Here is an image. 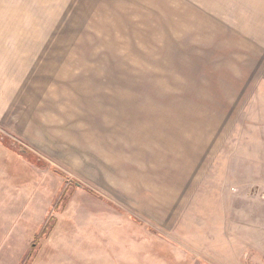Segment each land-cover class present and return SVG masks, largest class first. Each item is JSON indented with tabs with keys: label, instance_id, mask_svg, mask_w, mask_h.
Wrapping results in <instances>:
<instances>
[{
	"label": "rangeland",
	"instance_id": "1",
	"mask_svg": "<svg viewBox=\"0 0 264 264\" xmlns=\"http://www.w3.org/2000/svg\"><path fill=\"white\" fill-rule=\"evenodd\" d=\"M0 264H264V0H0Z\"/></svg>",
	"mask_w": 264,
	"mask_h": 264
},
{
	"label": "trees",
	"instance_id": "2",
	"mask_svg": "<svg viewBox=\"0 0 264 264\" xmlns=\"http://www.w3.org/2000/svg\"><path fill=\"white\" fill-rule=\"evenodd\" d=\"M6 146H8V147H10L9 146V144H5ZM30 156H28V159L32 162V163H34V164H36L37 166H40V167H44V165H46L45 163H44V161L43 160H41L40 158H38L37 156H35L34 154H31L30 152H27ZM53 171H55L56 173H58L59 175H61V176H64V177H66L67 179H69V177L66 175V174H64L63 172H61L60 170H58V169H56V168H53ZM73 184H76V186L77 187H81V188H84V189H86V190H88L89 192H92V190L90 189V188H88L87 186H85V185H83V184H80V183H78V182H73ZM49 226H50V224H48V225H46L44 228H43V231L42 232H44V233H46L48 230H49ZM52 230H53V228H52ZM52 232V231H51ZM43 233V234H44ZM50 233V232H49ZM49 233H48V235H49ZM47 235V236H48ZM35 246V245H34Z\"/></svg>",
	"mask_w": 264,
	"mask_h": 264
},
{
	"label": "crops",
	"instance_id": "3",
	"mask_svg": "<svg viewBox=\"0 0 264 264\" xmlns=\"http://www.w3.org/2000/svg\"><path fill=\"white\" fill-rule=\"evenodd\" d=\"M183 193H184L183 191L180 193V194L182 195V197H183ZM177 199H178V201H179L180 198H177ZM181 199H182V198H181ZM88 244H89V243H88Z\"/></svg>",
	"mask_w": 264,
	"mask_h": 264
}]
</instances>
